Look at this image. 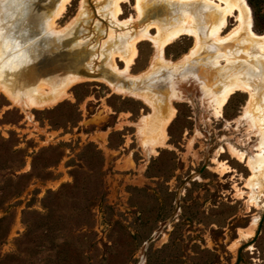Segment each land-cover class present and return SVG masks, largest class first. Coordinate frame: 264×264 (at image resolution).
Here are the masks:
<instances>
[{
  "label": "rangeland",
  "instance_id": "obj_1",
  "mask_svg": "<svg viewBox=\"0 0 264 264\" xmlns=\"http://www.w3.org/2000/svg\"><path fill=\"white\" fill-rule=\"evenodd\" d=\"M245 1L252 31L263 35L264 0H250L258 4L256 16ZM165 2L146 0L144 10L150 15L138 24L136 0H129L121 5L118 21L129 22L122 26L110 17L111 0L92 1L97 15L106 17L99 46L110 45V68L124 70L114 54H127L113 46L114 37L127 31L138 35L153 22L166 31L180 20V11ZM58 4L45 22L52 33L64 32L91 12L88 0H71L56 17ZM4 8L0 4V13ZM154 8L159 9L152 13ZM189 11L202 18L207 14L200 5ZM196 18L199 51L191 57L194 38L180 37L163 50L165 60L174 63L167 69L157 65L148 73L155 50L148 40L135 46L127 74L148 81L141 90L157 96L158 113L102 81L76 83L51 106L23 107V87L6 75L28 66L27 59L21 44L0 27V88L10 92L0 89V264H237L239 259V264H264V179L257 175L248 183L251 172L229 153L230 148L247 157L259 153L264 64L257 50H249L252 59L245 58L248 50L239 38L214 47L206 31L217 18L214 23ZM236 26L235 18H228L221 36ZM149 30L156 33L152 26ZM246 64L248 78L240 80L253 90L231 96L215 116L203 90L218 96L227 78ZM249 67L257 72L250 73ZM60 77L37 80L48 91L54 81L61 86ZM155 81L165 87L158 88ZM173 91L179 98L171 96ZM11 97L21 98L19 104ZM170 107L174 116L165 141L154 146L153 136L146 133L148 120L164 117Z\"/></svg>",
  "mask_w": 264,
  "mask_h": 264
},
{
  "label": "bare ground",
  "instance_id": "obj_2",
  "mask_svg": "<svg viewBox=\"0 0 264 264\" xmlns=\"http://www.w3.org/2000/svg\"><path fill=\"white\" fill-rule=\"evenodd\" d=\"M70 1L71 0H61L59 2L58 7L55 12L56 17H59L61 14L64 13L66 6L68 5ZM128 1L129 0H111V7L109 9L110 17L114 20V22L119 23V25H122V26H125L127 25V23H129V22L120 23L118 21V17L122 14L121 5L124 3H127ZM145 1L146 0H136L135 9L138 12V16H137L138 24L144 21L143 19L145 18V15H146L144 6H143ZM162 1L163 2L166 1L165 3L172 5L173 8H177L180 11L179 13L181 16L180 20L177 23H175L172 27H170L168 30L163 31L164 30L163 25H160L157 22H153L150 25H147L146 27L140 28L139 30L140 32L138 31L139 32L138 35L131 34V31L130 33L127 31L123 37L113 38L111 35L109 36V38L112 37L113 38L112 40H114V41L110 40L112 41L114 47L119 46L121 50H125L127 52L126 55H122L120 53L114 54V56H117L120 59V61L124 62L125 64L124 70H121V71L117 70L115 67L111 68L116 74L120 76H125L129 80H136L137 77H131L127 73L130 69V66L133 63L135 52L137 51V50L135 51V46L137 42L141 40H148L152 44L155 50L154 58L150 65L151 68L150 69L148 68L149 69L148 73L154 71L157 65H161L162 67L167 69L174 64V63L171 64L169 61L165 60V58L163 57V52H164L163 50L182 36L192 37L195 40V46L193 49H191L192 52L190 51L192 54L191 55L192 57L193 54L199 51L201 47V43H202V38L200 35V31L198 29V22H197L196 15L198 16V18L203 19L205 22L211 21L214 17L217 18V23L215 24V26L211 28L212 25H210L209 26L210 28L206 31V37H208L215 46L223 45L229 42L230 40L239 38V40H241L243 44V49L248 50V52H245L242 49H240L243 51L245 58L248 59L249 57L250 59H252L253 55L249 53V50H252V51L257 50L258 56L260 57L259 62L261 65L264 64V34L257 35L252 31L250 10L245 0H162ZM197 5L198 6L200 5L201 8L207 11L205 18H202L200 15H198V11H195V14L189 11L191 7L197 6ZM209 7H212V10H210ZM230 17L235 18L237 22V26L234 30L229 32L224 37H222L221 33L227 27V20ZM214 20H212L211 22L214 23ZM50 24H52V22ZM205 25H207V23ZM52 26L53 24L49 25V29L52 30ZM151 26L154 27L156 30V33L154 35L150 33L149 29ZM225 46H228V45H225ZM217 54H220V53H217ZM250 62L248 61L247 63L249 64ZM218 63H219V58L214 61V65L217 66ZM227 64L230 65L232 63L228 61ZM248 64H246L241 69L239 68L240 70H237L230 77L227 78L226 80L227 85H225V87L222 89L220 94L218 93L219 94L218 96H214V94L211 93V91H207L206 89L203 90L204 94H206L207 98H209V101H210L209 104H212L213 106L215 116H220L223 107L225 106L227 100L231 96L235 95L237 92H248L249 90H253V88L248 83L240 80V76L242 75L245 78H248L247 73L245 74L243 70L245 67L248 66ZM26 67L27 66H24V65L18 66V68H15V71L13 73L11 72L10 74L6 76L13 77V79L18 84H20V86H22L24 89L22 92L23 99L19 97H16V98L11 97L12 101L15 103H18L19 99H21V103L23 107H27V108H30V107L41 108V107L54 105L55 103L59 102L60 100L66 97L67 89L70 86L76 83H79V82L87 81L83 78H80L79 76L72 75V74H66L62 76V79L61 77L59 78L61 82L60 87H57L54 81L49 85L50 87H47L48 91H45L43 85L42 86L39 85L38 83L39 81L33 75H31L30 72L28 73V69L26 70ZM230 69L231 70L221 71L220 74L217 73L215 77L213 76L212 80H214L217 76H221V75H225L226 73H229L234 68L231 67ZM249 72L254 74V72H257V67H253L252 69L250 68ZM146 75L148 74L146 73L144 76ZM139 78L140 77H138V79ZM101 81L107 84L111 89H113L114 91L118 93L129 94L131 96L136 97L137 99L143 101L145 104L149 105L155 113H158V104H157L158 99H157V96L153 94L152 92L144 91L141 89H126L120 86L118 87V86H115L113 83H110L104 79ZM0 89L4 90L5 93L7 94L10 93L6 89H2V88ZM250 95L251 97H253L254 93ZM171 96L177 97L174 91L171 93ZM40 99H44V101H40ZM172 110L173 109L170 107L168 108L167 114L164 117L157 118V117H154L153 115V117L148 120V123L146 126V133L149 134L151 137L153 136V139L151 140L153 141L154 146L163 145L165 138H166V127L168 126L171 118L174 116V111ZM247 110H250V109H247ZM252 111L253 109H251V112ZM263 115H264V111H263ZM249 120H251V117ZM251 124L255 125V119L251 120ZM256 133L259 134L260 141L257 144V149L259 150V153L254 155V157H247L244 153H240L239 151L233 148L229 149V153L232 156V158L236 159L239 163L245 164V166L251 172L252 175L250 176L248 183L250 182L251 179L255 178L257 175L262 176V178L264 179V172H263L264 170V132L257 129ZM247 186L250 187V184H247Z\"/></svg>",
  "mask_w": 264,
  "mask_h": 264
},
{
  "label": "water",
  "instance_id": "obj_3",
  "mask_svg": "<svg viewBox=\"0 0 264 264\" xmlns=\"http://www.w3.org/2000/svg\"><path fill=\"white\" fill-rule=\"evenodd\" d=\"M9 1L11 6L7 7ZM92 1L88 0L91 12H87L85 17L76 20L62 33H52L46 30L45 22L54 12L59 0H2L0 4L5 8L0 13V27L21 44L27 59L28 73H32L36 79L50 81L58 76L72 74L87 81L104 79L125 88L142 89L148 81L126 79L116 74L108 65V52L111 47L99 46L105 39L107 21L105 16L102 18L97 15L96 4H92ZM157 9L159 8L152 9V13ZM149 12L147 11L143 19L145 22ZM92 19L95 20L91 26ZM216 47L219 48V45ZM155 83L158 88L165 87L160 82ZM192 177L193 174L185 178L179 190ZM179 195L178 191L174 215L179 210ZM152 240L153 237L147 243ZM239 262L240 259L237 264Z\"/></svg>",
  "mask_w": 264,
  "mask_h": 264
},
{
  "label": "trees",
  "instance_id": "obj_4",
  "mask_svg": "<svg viewBox=\"0 0 264 264\" xmlns=\"http://www.w3.org/2000/svg\"><path fill=\"white\" fill-rule=\"evenodd\" d=\"M249 4L251 5V7L254 9V15L256 16V14L259 13V7H258V4L252 2L249 0Z\"/></svg>",
  "mask_w": 264,
  "mask_h": 264
}]
</instances>
